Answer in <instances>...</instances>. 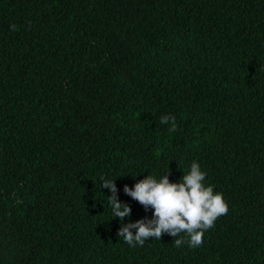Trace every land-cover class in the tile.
I'll return each instance as SVG.
<instances>
[{"label": "trees", "instance_id": "16d2710c", "mask_svg": "<svg viewBox=\"0 0 264 264\" xmlns=\"http://www.w3.org/2000/svg\"><path fill=\"white\" fill-rule=\"evenodd\" d=\"M193 161L228 213L126 244L100 177ZM0 264H264V0H0Z\"/></svg>", "mask_w": 264, "mask_h": 264}, {"label": "clouds", "instance_id": "9594fccd", "mask_svg": "<svg viewBox=\"0 0 264 264\" xmlns=\"http://www.w3.org/2000/svg\"><path fill=\"white\" fill-rule=\"evenodd\" d=\"M175 121L176 117L170 113L160 117L162 124L171 122L170 131H175ZM168 172L159 177L148 174L134 186H124L123 192L127 196L146 210H152L151 218L128 223L124 220L131 216L132 208L120 200L115 183L117 178L100 177V186L111 193L105 197L112 209L113 219L121 221L118 236L130 247H142L149 238L160 240L165 233L180 237L174 240L177 247L185 243L191 248L199 247L205 232L214 226L220 216L228 213V202L223 192L216 191V185L205 182L208 174L197 161H193L189 171L176 182L170 181Z\"/></svg>", "mask_w": 264, "mask_h": 264}]
</instances>
